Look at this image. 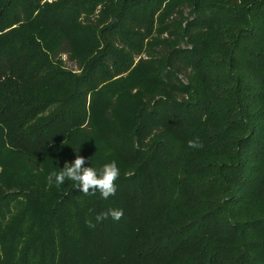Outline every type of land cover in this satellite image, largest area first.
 <instances>
[{"label":"trees","instance_id":"1","mask_svg":"<svg viewBox=\"0 0 264 264\" xmlns=\"http://www.w3.org/2000/svg\"><path fill=\"white\" fill-rule=\"evenodd\" d=\"M0 264H264V0H0Z\"/></svg>","mask_w":264,"mask_h":264},{"label":"clouds","instance_id":"2","mask_svg":"<svg viewBox=\"0 0 264 264\" xmlns=\"http://www.w3.org/2000/svg\"><path fill=\"white\" fill-rule=\"evenodd\" d=\"M188 147L195 149L203 147L199 139L189 140ZM85 157L76 155V158L71 163H65L63 168L57 172H51L49 180L54 177L57 187L64 184L65 180H71L74 186L82 191L85 195L90 192L95 193L99 191L104 199L115 195L116 186L115 181L119 177V169L116 162L113 160L110 163H105L98 172L92 167H85ZM111 216L114 220H120L123 216L122 209H109L107 212L100 213L96 216L98 222L103 221ZM94 226V225H89Z\"/></svg>","mask_w":264,"mask_h":264},{"label":"rangeland","instance_id":"3","mask_svg":"<svg viewBox=\"0 0 264 264\" xmlns=\"http://www.w3.org/2000/svg\"><path fill=\"white\" fill-rule=\"evenodd\" d=\"M63 53H62V59L64 61V65L68 68V69H73L77 71V65L75 64V62L71 61L70 59H68L67 54H66V50L63 49ZM183 80H185L184 76L181 75L180 76Z\"/></svg>","mask_w":264,"mask_h":264}]
</instances>
